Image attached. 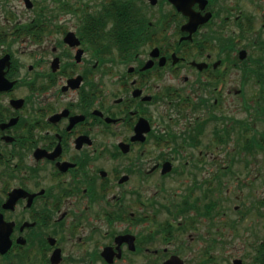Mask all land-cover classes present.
<instances>
[{"label":"flooded vegetation","instance_id":"flooded-vegetation-1","mask_svg":"<svg viewBox=\"0 0 264 264\" xmlns=\"http://www.w3.org/2000/svg\"><path fill=\"white\" fill-rule=\"evenodd\" d=\"M122 1L130 18L121 23L112 11L95 21L97 7L111 10L113 0H59L41 13L67 12L72 22L0 25V264H109L103 248L133 233L129 223L143 225L147 183L183 174L200 110L221 106L214 92L194 101L188 81L200 92L209 80L240 73V51L263 40L264 13L248 11L246 0ZM54 23L60 37L37 41ZM23 32L35 39L13 47ZM221 187L212 193L220 222ZM257 198L242 213L259 216L244 237L250 257L237 264H264V195ZM171 228L162 229L169 239ZM135 235L137 250L123 243L121 259L145 250L143 233ZM168 251L166 258L176 252Z\"/></svg>","mask_w":264,"mask_h":264},{"label":"rangeland","instance_id":"rangeland-1","mask_svg":"<svg viewBox=\"0 0 264 264\" xmlns=\"http://www.w3.org/2000/svg\"><path fill=\"white\" fill-rule=\"evenodd\" d=\"M34 1L35 7L29 9L26 7L25 0H0V25H2V29L7 30V28L10 26L14 27L16 24L21 28L27 27L31 21L36 17L38 18L39 11L37 8L44 0ZM46 1L53 8L57 5L54 1ZM260 1L263 2L264 0ZM246 3L245 8L248 11L257 12L258 18L262 16L260 14L261 12L264 13V8L258 11L255 0L253 2L252 0H246ZM63 18H66L67 21H73V15L64 12L58 16L56 22L60 23ZM57 23L50 25L49 28L44 26L50 31L45 32L41 40L37 39V41L43 40L45 42L51 38H59L58 30L55 29ZM258 25L261 26V21L258 22ZM262 33L264 37V30ZM31 37L35 39L33 32L31 34L23 32L18 41L13 43V47H23L22 42L26 43L24 38L28 39ZM11 38L14 39V37ZM33 42L31 41L30 43L32 44ZM255 53L257 54V51L254 50V55ZM260 53L259 51L258 55ZM240 70L241 68L239 69L240 73L234 71L231 73L229 71L223 78L224 83L220 85L221 88L219 87L220 79L217 78L209 80L208 83L202 85L200 92L192 90L195 86V83L191 81L192 79L188 81V94H191L194 101H200L206 92H214L216 94L213 97L218 96L220 98V108L211 111L200 110L201 114L204 112L202 114L203 117L209 116L210 112H212L213 114L219 113L224 117V114H226L229 118H225L222 123H218L220 128L218 136L215 133L216 125L214 122L201 123L203 128L196 135H202V138L197 146L188 143V167L183 174L162 180L164 181L162 185L155 180L147 183L145 201H154L152 206L145 208L146 214H149L150 217L148 216L144 219L143 225L140 222H134V224L129 223L128 228L135 234L141 231L144 236L153 235L154 238L150 242H143L145 250L142 253L132 254L117 260L116 264H151L156 260H159V263L162 264L165 259V254L162 252L165 246L169 249L168 253L174 250L178 251L185 258L186 264H230L236 257L249 259L250 248L245 245L250 239L244 240V237L251 230L249 228L250 221L259 223V216L257 212H253L252 216L247 215L246 219L242 220V213L248 212L251 200L254 198L258 200L257 197L260 194L264 195V149H256L254 147L253 151L248 152L241 150L240 145L244 146L246 141L251 140L252 134H256V137L261 142H264V113L262 114L259 109L261 104L264 106V94L261 92L262 85L260 82L256 78L246 81ZM252 76L254 75L252 74ZM217 88L220 90L218 91ZM240 88L242 92L236 93V89ZM237 119L251 122L254 127L253 130L243 128V134L240 135ZM189 121L190 119H188V125ZM201 124L199 123V125ZM228 124H231L232 129L230 138L225 134L228 133L226 131ZM201 152L204 157L200 159L201 155L199 153ZM194 153L195 157L191 158L190 154H193V157ZM150 160H152L151 156L146 158V162ZM228 166L230 168L225 169ZM212 177H215L214 182L208 185L207 179ZM134 182H137V180L134 179L131 183ZM217 182L223 183L219 194L224 199L223 208L226 210V215L221 222H219L221 213L216 212L218 210L213 212L214 214L210 219L201 213V210H203L201 206L204 205V201H207V198L208 200L213 198V196H205L206 189L214 186ZM254 184L256 186H253ZM160 185L162 186L161 188H159ZM131 186L134 185L131 184ZM198 186H200V189ZM190 187H195V198L190 196V199L195 201L194 203L199 206L198 209L191 207L188 209V213L181 214L178 218H175L168 213L167 208L160 205L161 202L167 205L170 202H181L188 192L192 193ZM253 187H256L257 195L251 197ZM203 194L206 198L202 197ZM132 199V197H129L126 200V204L134 208ZM236 204H239V209H236ZM187 218L188 220L191 219L188 222H192V224L188 223V226L182 229L174 228L173 234L175 236L171 237L170 242L166 240L167 236L162 229L167 226L171 230L172 224L175 225L179 221L185 222ZM232 220L237 221L233 222L236 224V230L230 226ZM98 223V225L102 226L101 230H105L107 226L103 225L102 222ZM115 224L118 225L117 223ZM220 226L222 227L221 230L224 229L225 232L218 231ZM112 230H115V227ZM235 244L238 246L236 249H234ZM155 249H159L160 253L156 254L154 252ZM208 255L211 256L210 259H207ZM97 264H102V262L98 261Z\"/></svg>","mask_w":264,"mask_h":264},{"label":"trees","instance_id":"trees-1","mask_svg":"<svg viewBox=\"0 0 264 264\" xmlns=\"http://www.w3.org/2000/svg\"><path fill=\"white\" fill-rule=\"evenodd\" d=\"M115 8L113 9V13H112V16L113 18L116 19V21L118 22H124L126 21L127 17L128 19L130 18V15H127L126 13V7H122L120 4H115L114 5ZM41 15V14H40ZM127 15V16H126ZM104 11L101 13V14H96V22L99 23V22H102V20L104 19H101V18H104ZM257 64L258 65H261V67L257 68L256 70H254V75L255 76H252V78H256L258 82H260V84L262 85V89H264V52L261 53L260 55L257 56ZM251 78V77H250ZM261 113L263 114L264 113V106L262 107V110H260ZM225 118H227V115H225ZM237 124H238V127L242 130L243 128L245 129H250L251 127V122L249 121H246V120H240V119H237ZM228 138L230 137V132L228 133H225ZM240 134L242 135L243 133L240 132ZM253 141H256V142H259L256 140L255 137H252V141L249 140V141H246V144L244 146L240 145V148L241 149H244V150H249L250 148V142H253ZM192 144L195 143L194 141V138L192 139Z\"/></svg>","mask_w":264,"mask_h":264},{"label":"water","instance_id":"water-1","mask_svg":"<svg viewBox=\"0 0 264 264\" xmlns=\"http://www.w3.org/2000/svg\"><path fill=\"white\" fill-rule=\"evenodd\" d=\"M25 1H26V4H27L28 7H32V6H33V1H32V0H25ZM243 53H244V52H243ZM243 53H242V54H243ZM118 240H119V242H122V241L127 240V241L130 243V246H131L132 248L135 247V246H134V243H133L134 236H132V235H124V236H120V237H118ZM108 250H110V249L107 248L106 251L104 252L105 256H107V257H109L110 254H112V252L109 253L110 251H108ZM107 251H108V252H107ZM165 264H184V261H183V259H181L179 256L174 255V256H172L170 259H168V260L165 262Z\"/></svg>","mask_w":264,"mask_h":264}]
</instances>
